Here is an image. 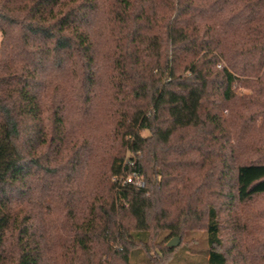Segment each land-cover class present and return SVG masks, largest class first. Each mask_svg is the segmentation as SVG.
<instances>
[{"label": "trees", "instance_id": "1", "mask_svg": "<svg viewBox=\"0 0 264 264\" xmlns=\"http://www.w3.org/2000/svg\"><path fill=\"white\" fill-rule=\"evenodd\" d=\"M0 32V264H129L168 200L170 237L201 229L207 264H228L219 210L264 196V135L252 162L228 146L259 118L264 133V0H0ZM104 93L114 152L92 187L76 122ZM53 206L65 237L45 227Z\"/></svg>", "mask_w": 264, "mask_h": 264}, {"label": "rangeland", "instance_id": "2", "mask_svg": "<svg viewBox=\"0 0 264 264\" xmlns=\"http://www.w3.org/2000/svg\"><path fill=\"white\" fill-rule=\"evenodd\" d=\"M2 43V33L0 32V48ZM226 66L223 61L217 66L221 68ZM242 81L243 77H238ZM102 87H107V78L103 74L100 80ZM235 94L238 96H247L250 94L248 89L242 88L240 84L234 88ZM107 93L101 94L92 107L90 114L84 117H80L76 122L77 132L81 135H86L95 144L94 156L89 164V170L87 174L88 186H94L96 184L95 175L100 171L103 173L107 169L110 156L113 154V150L106 148L107 138L109 132L114 125V118L109 113V99ZM238 105V104H237ZM224 117H228V111L222 112ZM262 119L259 118L255 122L254 130H249L242 133L241 136L232 138L228 146H232L235 150V157L239 163H248L256 160L259 155V150L251 149L249 143L252 141V137L258 135H264L258 129L260 128ZM243 123V122H242ZM241 123L237 121L233 126L234 131L237 133L240 130ZM247 129V128H246ZM142 136H148V132H141ZM130 158H134L129 152H125V157L122 161L125 164ZM191 162H196L198 157L196 154L189 156ZM190 177L195 175L194 172H189ZM140 180L145 181L143 176H140ZM115 178L111 177L110 182L113 184ZM157 182H160V177H157ZM178 189H181V184H178ZM218 190V189H217ZM214 192V191H212ZM217 192V191H216ZM220 205H224L223 200L219 199ZM181 205V204H179ZM168 213L170 212V218L157 217L150 221V229L146 233L137 234L133 237V243L135 248L130 252L128 263L129 264H207V234L201 229H189L184 232L180 237H170V231L166 228L165 222L174 221L177 223L173 210L176 204L173 200L167 201ZM61 215V209L53 206L48 211V216L44 217V222L49 229L51 236H54V227H58V236L65 237V231L60 230L59 220ZM219 218L222 232V239L224 248L228 253V264H242V257H256L257 259L250 262L253 264H264V196H258L252 201L236 205L232 211H227L224 207L219 210ZM66 229V228H64ZM179 239L178 246L168 250L167 243L174 239ZM113 250L116 249V245H111ZM99 251V247L96 249ZM171 251V252H170ZM102 260H105V256H101Z\"/></svg>", "mask_w": 264, "mask_h": 264}, {"label": "built area", "instance_id": "3", "mask_svg": "<svg viewBox=\"0 0 264 264\" xmlns=\"http://www.w3.org/2000/svg\"><path fill=\"white\" fill-rule=\"evenodd\" d=\"M123 183L133 185L136 188H143L144 187V182L142 180H140V176L135 174V173L128 175L124 179Z\"/></svg>", "mask_w": 264, "mask_h": 264}, {"label": "water", "instance_id": "4", "mask_svg": "<svg viewBox=\"0 0 264 264\" xmlns=\"http://www.w3.org/2000/svg\"><path fill=\"white\" fill-rule=\"evenodd\" d=\"M179 241H180L179 239L174 238V239L170 240V241L167 243V247H169V248H174V247L178 246Z\"/></svg>", "mask_w": 264, "mask_h": 264}]
</instances>
